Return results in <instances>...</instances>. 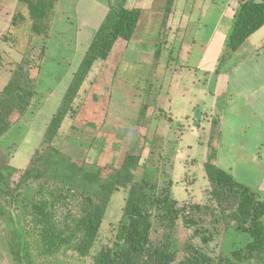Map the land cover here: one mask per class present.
Listing matches in <instances>:
<instances>
[{
  "label": "rangeland",
  "instance_id": "rangeland-1",
  "mask_svg": "<svg viewBox=\"0 0 264 264\" xmlns=\"http://www.w3.org/2000/svg\"><path fill=\"white\" fill-rule=\"evenodd\" d=\"M70 1L78 4L77 13L66 12L64 3L60 4L63 8L55 11L52 27L50 22L46 34L35 35L29 22L10 25L12 14L23 11V5L16 0H0V91L8 81L14 80L30 86L35 93L26 114L0 137V152L11 170L8 179L11 197L3 201L4 211L0 213V264H16L11 251L16 245L31 251L32 264H95L93 257L113 247L118 240L127 184L118 185L113 191L87 255H79L70 246L54 253L40 247L29 205L41 197L49 199L46 188L62 190V183L67 180L65 174L72 172L68 162L59 155L50 158L45 151L37 166L45 170L40 180L44 184L46 177L49 187L40 186L31 177L23 184L19 180L36 153H44L46 125L63 99L67 100V112L51 144L56 152L71 158L73 170L86 169L94 181L109 180L117 170L127 180L132 171L131 180L147 176L154 183L156 193L167 189L177 213L171 223L168 216L173 213L169 206L153 208L151 239L169 234L172 264L198 253L210 264H223L227 260L233 264H264V250L258 260L236 257L244 249L247 234L240 225L222 219L203 165L207 156L213 154L217 166L260 196L264 193V149L259 156L258 150L251 149L255 142L230 138L234 136H228L232 141H227L223 136L224 140L218 141L219 147L214 151L215 140L209 134L215 122L208 108L200 107L198 119L193 114L178 117L180 100L170 91L172 108L168 110L167 102L161 98L166 84L163 81H167L161 68L168 69L169 75L176 70L172 55L178 30L173 32L170 46L163 42L165 30L153 45L142 44L141 50L146 53L139 61L117 62L120 55V43H117L106 61L98 59L93 64L88 75L91 81L83 79L78 83L76 68L93 37L106 32L113 16L96 28V17L102 14L96 3L100 0L89 1L90 4L87 0ZM184 2L179 0L177 6ZM67 16L70 21L66 20ZM259 32L263 34L264 29ZM157 46L162 55L156 59L153 53ZM118 63V68H114ZM174 82L171 78L170 83ZM15 117L8 114L6 118ZM237 146L247 150H235ZM128 154L138 157L132 170H127ZM78 185L88 189L85 184ZM63 194L62 191L55 205V217L60 221L70 220L83 210L80 195L63 199ZM262 222L264 226V216Z\"/></svg>",
  "mask_w": 264,
  "mask_h": 264
},
{
  "label": "trees",
  "instance_id": "trees-1",
  "mask_svg": "<svg viewBox=\"0 0 264 264\" xmlns=\"http://www.w3.org/2000/svg\"><path fill=\"white\" fill-rule=\"evenodd\" d=\"M58 0H18L25 6L26 14L16 10L10 20V25L17 22H29L30 31L35 35H44L50 27L53 16V8ZM125 0H114V14L108 28L104 33H96L89 47L84 53L81 64L75 70L79 76L78 83L86 77L94 61L105 60L110 53L114 42L117 39L130 41L137 21L140 16L138 8H125ZM174 0H167L162 12V21L159 36L167 31V22L172 12ZM264 24V0H240L237 2L229 30L224 39V50L219 57L223 60L231 55L246 38L253 34ZM161 53L159 46L156 47L153 55L158 58ZM155 59V60H156ZM68 88L67 93H70ZM34 90L30 86L10 80L0 91V137L26 114ZM65 95V98H67ZM67 100L63 99L57 109L51 115L46 128L44 141L46 142L44 153H36V157L25 168L21 175L19 184L25 183L30 177L38 180L40 186L49 187L47 178L44 184L40 177L45 170H39L37 166L39 159L44 156L45 151L48 157L60 156L69 163L72 173L65 174L66 181H63V189L46 188L48 198L41 197L29 205L32 226L38 235L40 247L54 253L64 246L72 247L79 255L85 256L92 247L98 228L104 216L106 206L113 191L118 185H126L127 197L122 207V218L118 231V240L111 248L101 250L93 258L95 264H172L174 257L169 250V234L164 233L160 239H151V212L153 208L169 206L172 215L168 219L172 223L173 216H176L174 201L168 196L165 189L162 193H156L155 185L146 176L140 180H131L132 171L127 176L120 170L113 173L109 180L94 181L86 169L81 167L78 172L70 166L71 158L56 152L51 141L57 134L62 120L67 111ZM8 114L15 115L13 120H8ZM0 152V213L3 210V201L11 197L8 188V179L11 170L6 166ZM127 170L136 167L138 157L132 154L126 155L125 162ZM204 173L210 183V193L215 200L216 206L222 219L233 221L242 227L247 234L244 249L239 251V260L249 261L262 258L264 250V193L259 196L250 186L236 179L229 172L220 168L214 161V155L209 154L204 162ZM124 172V171H123ZM85 184L88 189H83ZM64 192L66 196L80 195L83 199V210L71 217L70 220L60 221L55 217L56 199ZM13 259L16 264H32L31 251L23 245H16L12 248ZM176 264H210L200 253L178 261ZM223 264H233L230 261H223Z\"/></svg>",
  "mask_w": 264,
  "mask_h": 264
},
{
  "label": "crops",
  "instance_id": "crops-1",
  "mask_svg": "<svg viewBox=\"0 0 264 264\" xmlns=\"http://www.w3.org/2000/svg\"><path fill=\"white\" fill-rule=\"evenodd\" d=\"M89 1L94 0H87L86 3L90 4ZM166 1H124L125 8H138L140 16L130 41L117 39L114 42L111 51L120 43L117 62L124 59L142 60L146 53L141 50L142 44L150 46L157 42ZM178 1L174 0L163 38L164 45L170 46L173 32L178 30L179 37L176 38V49L172 55L176 70H172L173 75H169L166 71L168 69L161 68L167 79L163 81V85L166 84L164 92L161 93L162 100L167 102L168 110L171 109L172 101L168 94L171 91L173 97L180 100L181 111L178 117L181 118L193 114L198 119L201 117L200 107L208 108L215 122V128L211 127L209 134V138L212 136L215 140L214 151L219 147L218 141L224 140L223 136L227 141L231 140L228 136H234L230 138L255 142L251 149L258 150L260 156V150L264 149V33L259 34V31L264 29V24L231 55L220 61L224 39L238 0H185L179 7ZM63 3L66 12L77 13L76 1L58 0L54 14L58 8H63L59 6H63ZM96 3L102 13L96 17L94 27L98 28L113 16L114 0H100ZM23 8L22 13L25 12L24 5ZM66 20L70 21V17L67 16ZM108 56L101 61H106ZM118 66L119 63L114 68ZM157 69L159 68L155 71ZM89 71L84 78L85 82L91 81L88 78ZM171 78L175 80L172 84ZM238 149L247 150L242 146L235 147V150Z\"/></svg>",
  "mask_w": 264,
  "mask_h": 264
},
{
  "label": "built area",
  "instance_id": "built-area-1",
  "mask_svg": "<svg viewBox=\"0 0 264 264\" xmlns=\"http://www.w3.org/2000/svg\"><path fill=\"white\" fill-rule=\"evenodd\" d=\"M238 1H240V0H238Z\"/></svg>",
  "mask_w": 264,
  "mask_h": 264
}]
</instances>
